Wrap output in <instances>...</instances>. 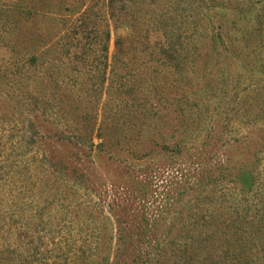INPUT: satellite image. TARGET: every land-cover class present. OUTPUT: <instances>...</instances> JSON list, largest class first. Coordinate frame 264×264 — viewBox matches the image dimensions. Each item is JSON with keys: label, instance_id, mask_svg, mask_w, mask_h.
I'll use <instances>...</instances> for the list:
<instances>
[{"label": "trees", "instance_id": "trees-1", "mask_svg": "<svg viewBox=\"0 0 264 264\" xmlns=\"http://www.w3.org/2000/svg\"><path fill=\"white\" fill-rule=\"evenodd\" d=\"M22 1L0 0V264H264V0H80L57 39L20 38Z\"/></svg>", "mask_w": 264, "mask_h": 264}, {"label": "rangeland", "instance_id": "rangeland-1", "mask_svg": "<svg viewBox=\"0 0 264 264\" xmlns=\"http://www.w3.org/2000/svg\"><path fill=\"white\" fill-rule=\"evenodd\" d=\"M59 0H24L21 3L24 4V11L23 13H25L26 11H29L28 16H30L31 18L29 19V21H27L28 26L26 21L24 23H20L17 27V31L18 32H22V34L20 35V38L23 35V31L27 28L29 31L33 32L34 34L38 35V34H42L44 37L48 36L47 39H57L60 34H63L65 32L64 29V25L62 23H60L61 21H63V16L64 15H70L73 14V17H78L81 13L75 10H73L71 12V9L73 8H77V6L80 3V0H61L62 3L66 4L67 7H65L64 10L60 11V13H52V9L54 8V5L58 2ZM4 2L10 3L11 4V0H1V3L3 4ZM7 7H10L7 6ZM27 8V9H26ZM1 10V15L2 16L6 10V6L2 5ZM84 10V8L82 9V11ZM76 12V13H75ZM10 17H4V20L0 19V28H2V24L4 23V21H9ZM25 20V18H24ZM9 30H13V32L16 30V27H11L8 29H0V41H1V37L4 36V31H9ZM123 30H125V28H123ZM3 31V32H2ZM32 33V43H36V44H44L45 42H40L35 36H33ZM44 40V39H43ZM115 40H116V33L113 32L112 34V40H111V44H110V57L112 58V55L115 52ZM9 54L6 53L5 54V58H8ZM1 63V62H0ZM1 66H10V64H3L1 63ZM169 116L174 117L173 114H169ZM43 123V119H40V121L38 122V128L36 129L37 131H40V133L42 134V137H44L46 135L45 133V128H43L42 126ZM175 125L180 126L181 125V121H174L173 119H171V123L168 126V131H166V133H164L163 129L161 131V133H159V135H161L159 137V139H155V140H172L171 139V134H173L171 129L172 127H175ZM42 129V131H41ZM158 135V136H159ZM119 156L121 159L128 157L129 155H125V154H120V155H116ZM33 224V223H32ZM34 225V224H33Z\"/></svg>", "mask_w": 264, "mask_h": 264}]
</instances>
